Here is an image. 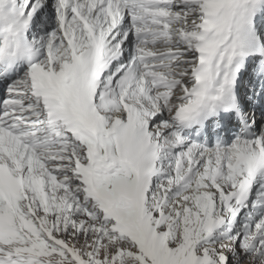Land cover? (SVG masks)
Returning <instances> with one entry per match:
<instances>
[{"label": "snow or ice", "instance_id": "obj_1", "mask_svg": "<svg viewBox=\"0 0 264 264\" xmlns=\"http://www.w3.org/2000/svg\"><path fill=\"white\" fill-rule=\"evenodd\" d=\"M0 264H264V0H0Z\"/></svg>", "mask_w": 264, "mask_h": 264}]
</instances>
